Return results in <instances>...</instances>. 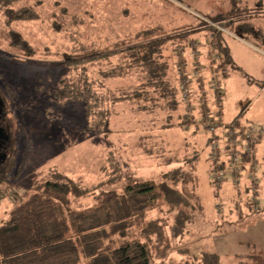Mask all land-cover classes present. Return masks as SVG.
<instances>
[{"label": "rangeland", "instance_id": "374dc122", "mask_svg": "<svg viewBox=\"0 0 264 264\" xmlns=\"http://www.w3.org/2000/svg\"><path fill=\"white\" fill-rule=\"evenodd\" d=\"M28 2L36 8L38 19L19 22L14 27L26 36L37 52L26 54L0 41V96L11 121L13 144L12 166L8 171L11 190L25 195L43 180L66 176L89 190L80 198L70 197L69 207L90 215V210L99 205L103 191L120 193L134 177L158 179L163 173L180 168L191 176L187 187L198 196L201 210L188 224L184 236L174 242L175 251L170 253V260L184 259L177 254V247H186L193 255L215 253L219 264H240L241 258L254 246L264 250V212L257 211L264 207V177L260 178L258 195L256 183L247 182L248 190L249 187L252 189L247 200L238 195L231 176L223 183L212 181L215 170L209 156L211 133L193 120L199 119L200 113L209 108L214 114L221 112L222 119L228 121L245 108L249 110L245 118L264 129V93H258L262 87L260 81L264 80V0H204L200 7L184 4L181 7L168 0ZM122 25L128 34L143 31L142 38L132 42L169 38L163 55L170 56L167 70L170 82L177 90L179 86L174 109H167L162 98L150 89L145 99L153 100L145 101L143 94H139L140 98L131 101L113 106L100 105L105 92L99 86L100 77L90 72V68L83 70L78 63L83 58L76 56L73 50L80 42L87 43L94 37L89 36L92 26L98 33L97 38L104 39L102 37L110 32L109 28L119 30ZM199 29L210 39L224 37L233 56L231 64L235 66L224 64L227 61L221 54L220 44L209 40L214 59L210 65L207 61L199 63L202 71L191 80L190 96L197 110L181 125L179 121L188 112L179 97L182 72L191 70L196 62L193 60L188 65L185 53L187 49L197 48L193 45L195 40L187 39V34ZM184 32H187L186 38L184 42L179 38L180 45L170 42L175 34ZM109 49L112 47H105L106 51ZM99 53L105 54V51ZM62 63L67 64L62 66ZM115 63L116 59L110 58L93 69L96 71L101 66L106 72ZM214 64L216 74L206 77L205 68L210 69ZM60 78L65 79L68 86L81 89L83 83L81 86L80 81H86L84 86L91 84L90 79L96 80V84L90 86V94H80L87 98L86 102L82 97L51 99ZM135 78L133 74L130 80L113 79L106 84L113 89L125 82L134 86L143 81ZM213 81L212 85H217L223 94L219 100H211L207 105L210 96L218 93L211 90ZM249 102L252 104L248 105ZM106 105L108 116L102 112ZM143 106L148 107L147 110H142ZM257 144L254 159L259 166L264 139ZM179 178L177 186L182 187ZM242 181L239 189L243 186ZM252 201H257L256 209ZM11 206V201L2 198L0 218L8 217ZM239 211L242 219H238ZM155 218L164 219L169 226L173 214L161 203L148 213L146 220ZM166 233H169L167 227Z\"/></svg>", "mask_w": 264, "mask_h": 264}, {"label": "trees", "instance_id": "16d2710c", "mask_svg": "<svg viewBox=\"0 0 264 264\" xmlns=\"http://www.w3.org/2000/svg\"><path fill=\"white\" fill-rule=\"evenodd\" d=\"M28 1L0 0V41L15 50L33 55L37 52L36 47L14 27L19 22L38 19L36 8ZM124 26L119 30L109 28L110 32L102 37L104 39L97 38L98 33L94 32L95 26H92L89 36L94 37L87 43L80 42L73 50L76 56L83 58L78 62L82 69L90 68V72L100 77L99 86L105 91L100 105L103 107L107 103L113 106L131 101L140 98L139 94H143L141 96L145 101L153 100L145 99L147 90L150 89L162 98L167 109H174L179 86L177 90L175 84L170 82L171 76L167 71L170 56L168 58L163 55L169 38L132 42L133 39L142 38L143 31L128 34L123 31ZM186 34L187 32L177 33L170 42L178 46L181 41L184 42ZM179 38L182 40L179 41ZM105 47L112 49L106 51ZM218 47L220 48L219 45ZM220 49L227 60L224 64H231L228 51L222 47ZM100 51H105V54H100ZM92 54L98 55L92 57ZM110 58L116 59V63L108 71L105 72L106 69L101 66L96 71L93 69ZM66 64L62 63V66ZM231 67L234 65L231 64ZM83 73L86 74L87 71ZM133 74L143 81L133 84L134 86L125 82L113 89L106 84L113 79L130 80ZM85 82L80 81L81 86L83 83L81 89L68 86V82L60 78L51 99L82 97L86 102L87 98L80 94H90V86L96 84V80L90 79L89 86H84ZM0 98L2 99L1 96ZM147 108L143 106L142 110ZM108 110V106L102 108L105 116H108ZM7 112L5 107V130L10 144L5 150L6 161L0 165V195L6 199L11 193L12 206L8 217L0 218V264H219L215 253L193 255L186 247L176 248L177 254L184 256V259L175 261L169 258L170 253L175 251L174 242L184 236L188 224L194 221L195 215L201 210L198 196L187 187V180L191 176L180 168L165 172L158 179L134 177L120 193L115 190L103 191L98 199L99 205L90 210V215L69 207L70 197L80 198L89 190L66 176L57 180H43L25 195L11 190L8 171L12 166L10 158L13 155V144L11 121ZM234 122L238 124L237 120ZM184 123L179 121L178 124ZM178 176L182 187L177 186ZM161 203L173 214L169 226L164 219L146 220L148 213L157 209ZM257 211L264 212V207ZM238 219H242L240 211ZM166 227L169 229L168 234ZM240 264H264V250L253 247L241 258Z\"/></svg>", "mask_w": 264, "mask_h": 264}, {"label": "built area", "instance_id": "2783aa9c", "mask_svg": "<svg viewBox=\"0 0 264 264\" xmlns=\"http://www.w3.org/2000/svg\"><path fill=\"white\" fill-rule=\"evenodd\" d=\"M193 45L197 44L194 43ZM189 54L192 57L197 55L196 49L190 48ZM199 63L196 61L193 65L191 62L192 69L182 72L183 78L180 82L179 97L185 103L188 112L187 115L183 114L181 121L187 122L189 118H192V112L197 110L195 103L190 101V96L192 93L191 80L202 71ZM214 82L211 83V90L218 92L215 94H221V89L219 90L217 85H212ZM199 117V119L193 118V120L211 133L209 138V156L212 158L215 170L212 175V181L221 183L231 176L234 184H236L239 178L246 176L249 181H253L252 183L255 184L258 178L257 169L259 166L258 162L254 159V145L256 140L264 137V129L250 123L243 126L236 124L234 121L224 124L209 108L205 113H200ZM218 129L222 130L220 134L217 133ZM249 189L251 188L249 187ZM11 195L10 193L5 200L11 201ZM2 198V195H0V204ZM251 200L254 199L252 198ZM254 206L258 207L257 201L254 202Z\"/></svg>", "mask_w": 264, "mask_h": 264}, {"label": "crops", "instance_id": "0c3cea01", "mask_svg": "<svg viewBox=\"0 0 264 264\" xmlns=\"http://www.w3.org/2000/svg\"><path fill=\"white\" fill-rule=\"evenodd\" d=\"M169 2H174V3H177L178 4V6L180 5L181 7H182V4H184V5H186L187 7H189V6H195V7H200L204 2V0H168ZM175 5V4H174ZM176 6V5H175ZM178 6H176V7H178ZM224 16H222V17H220V18H223ZM200 30V29H199ZM196 31L195 33H189L188 34V37H187V39L188 38H190V37H192V38H190V39H192L198 46H197V48H196V52H197V57H196V59H194V57H192L190 54H189V52L190 51H188V49L186 50V53H185V60H186V62L190 65V63L193 61V60H195V61H198V62H200V63H202V62H206L207 61V63L206 64H208V65H210V62H211V59L213 60L214 59V55H212V53H213V51H212V47L210 46V45H208V43H210V41L211 42H214L215 44H217V43H219L220 44V46L222 47V48H225L226 49V51H228V53H229V56H230V58H231V61L233 62V60H232V58H233V56H232V53L230 52V48H229V46H227L225 43H224V40H223V38L224 37H220V36H215V37H213V39L211 38L210 39V36H207L206 35V32L205 31H202V30H200V31ZM193 38H195V39H193ZM210 40V41H209ZM213 40V41H212ZM228 41V40H227ZM217 42V43H216ZM229 42V41H228ZM211 47V48H210ZM217 50L218 49H216L215 50V52H217ZM223 53V52H222ZM190 55V57L189 56H187V55ZM217 58V57H216ZM226 60V59H225ZM227 61V60H226ZM217 62H219V60H217ZM212 65V64H211ZM231 65V64H230ZM216 65L214 64V66L212 67V68H208V69H206L205 68V71H204V74L206 75V77H209L210 75H212V74H216V71H215V69H216V67H215ZM235 66V65H234ZM261 82V83H260ZM260 82H258V83H260V85H262V87H260L259 89H258V93H264V80H262V81H260ZM222 92V91H221ZM223 93H221V94H215V96L213 95V96H210L211 98H209V100H208V103H207V105H209V102L211 101V100H219L220 99V97H221V95H222ZM263 99H264V97H263ZM251 105L252 103L251 102H249L248 103V105ZM263 106H264V103L262 104ZM245 110V111H244ZM244 110L243 111H241V112H238V113H236V114H234L233 115V117L232 118H230L228 121H224L223 119H222V113L220 112V114L219 113H217V114H215L216 116H218L219 118H220V121H222V123H224V124H229V123H231L232 121H234V120H237L238 121V124L239 125H245V124H247V123H252L250 120H248V118H245V114H247V112H249V110H247V109H245L244 108ZM246 120V121H245ZM220 131H221V129H218L217 130V133L218 134H220ZM260 140H258L257 141V143H259V141H262L264 138L262 137V138H259ZM255 144L254 145V153H255V155H256V153H257V146H258V144ZM263 156H264V151H263V153H262V155H261V158H262V162L260 163V165H259V167H258V169H257V176L259 177V178H257V182H256V185L258 186V191H257V193H256V195H258V194H260V183H261V180L262 179H260V178H263L264 177V159H263ZM258 172H260V173H258ZM243 180V181H242ZM241 181H242V183H243V186L241 187V189H239L240 188V183H241ZM247 182H249V179H247V177L246 176H242L240 179H239V181H238V183H236V184H234L233 186L234 187H236L237 189H238V191L240 192H238V195H240V197H243V196H245V197H247V196H249V194H251L252 193V190L250 189V190H248V188H247V186H249V184L247 183ZM223 183V182H222ZM263 183V182H262ZM252 184H254V183H252ZM245 188L247 189V190H245ZM243 189H244V192H243ZM247 191H249V192H247ZM238 195H237V197H238ZM257 197V196H256ZM248 199V197L247 198H244V200H247ZM257 208V207H256ZM239 213V212H238ZM255 247V246H254ZM256 248V247H255Z\"/></svg>", "mask_w": 264, "mask_h": 264}, {"label": "flooded vegetation", "instance_id": "af4514ba", "mask_svg": "<svg viewBox=\"0 0 264 264\" xmlns=\"http://www.w3.org/2000/svg\"><path fill=\"white\" fill-rule=\"evenodd\" d=\"M6 104L0 98V165L6 161V148L10 144L9 137L7 135L6 128V115H5Z\"/></svg>", "mask_w": 264, "mask_h": 264}]
</instances>
